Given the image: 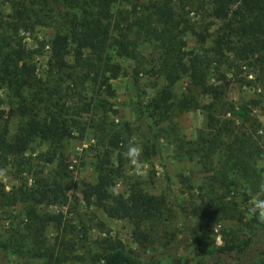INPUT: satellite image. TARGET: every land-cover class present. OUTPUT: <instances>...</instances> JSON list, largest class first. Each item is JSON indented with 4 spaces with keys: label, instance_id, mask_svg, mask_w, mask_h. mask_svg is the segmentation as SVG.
I'll list each match as a JSON object with an SVG mask.
<instances>
[{
    "label": "trees",
    "instance_id": "trees-1",
    "mask_svg": "<svg viewBox=\"0 0 264 264\" xmlns=\"http://www.w3.org/2000/svg\"><path fill=\"white\" fill-rule=\"evenodd\" d=\"M196 3L206 6L210 15L223 21L221 30L212 38L214 46L210 50H186L187 32L201 47L209 34L197 32L183 17L190 12L184 15L177 12L171 0H12L10 12L0 16V89L5 90L13 105L10 113L19 117V125L12 136H8L6 127L0 130V169L10 157L22 156L36 140L47 144L43 160L50 164L61 153L64 141L72 137L73 130L79 129L82 137L85 125L76 115L87 106L78 105L73 111L69 102L73 94L63 85L84 82L90 79L89 74L95 73L99 86L109 92V79L120 75L119 66L112 63L114 54L133 63L137 87L143 75L161 76L165 81L166 85L145 106L154 120L171 123L173 116L184 112L204 113L207 133L202 132L197 141L177 142L180 154L189 159L196 156L203 171L211 173L203 196L206 200L194 204L191 213L211 224L243 223L245 212L235 198V187L230 189V184L223 186V183H230L233 176V180L240 179L249 192L255 193L264 182L255 166L256 161H264V128L258 130L253 125L257 120L246 105L235 112V106L230 104L224 113H217L224 109V92L221 87L209 84L207 77L213 56L219 63L232 58L240 66L264 73V0H208L207 4L196 0ZM37 28L52 29V38L48 42L33 38ZM31 38L35 47L28 44ZM146 43L156 55L141 53L140 46ZM46 47L47 70L40 75L34 57ZM71 54L72 64L68 61ZM183 78L188 79V91L177 97L172 87ZM194 89L211 101L201 103L194 96ZM226 113L237 115L241 124L226 118ZM98 131L102 135L101 149L95 156L97 177L95 184L86 186L88 199L94 198L109 218L128 221L133 233L142 235L145 225L165 216L166 198L147 194L137 184L129 187L127 196L112 194L110 188L128 162L123 156L128 139L120 130L99 127ZM171 132L177 135L174 127ZM218 154L220 161L215 168L213 156ZM62 186V175L55 171L46 179L35 180L32 187H20L13 194L0 190L3 206L21 204L23 213L15 234L0 243V264H9V254L15 251L45 260V264L83 260L66 254L67 244L50 245L42 238L46 226L55 223L59 227L63 218L61 214L39 213L38 207L62 203ZM223 236L222 247L205 251L197 231L192 230V243L200 264H218L223 259L250 264L264 250V223L251 228L246 239L232 232L223 231ZM93 261L143 264L124 249L120 240L111 238L102 240ZM172 264L183 263L174 260Z\"/></svg>",
    "mask_w": 264,
    "mask_h": 264
},
{
    "label": "rangeland",
    "instance_id": "rangeland-1",
    "mask_svg": "<svg viewBox=\"0 0 264 264\" xmlns=\"http://www.w3.org/2000/svg\"><path fill=\"white\" fill-rule=\"evenodd\" d=\"M11 1L0 0V16H6L10 12ZM171 2L182 15L190 12L183 17L197 32L207 31L209 34L206 43L201 47L196 38L187 32L186 50L212 49L214 46L212 38L221 30L222 19H215L206 10V6H198L196 0ZM207 2L208 0H204V3ZM52 36L53 30L50 28H37L33 34V38L45 42ZM33 38L27 40L31 47L36 45ZM140 51L145 56L156 55L152 46L147 43L140 46ZM72 55L68 58L70 64L73 63ZM211 55L213 56L212 52ZM47 59V47L41 55L34 57L40 75L47 70ZM218 60L217 57H211L207 77L209 84L221 87L224 92V109L217 113H224L230 104L235 106V112L239 111V106L246 105L251 108V115L257 120L253 125L261 130L264 128V73L261 74L251 67L240 66L232 58L225 63L224 61L219 63ZM112 63L119 66L120 75L109 79L108 84L111 87L109 92L99 86V79L95 78V73L89 74L90 79L84 82L63 85L73 94L69 99L70 105L74 106L73 111L78 105L87 106L76 115L85 125L82 137L79 135V129L73 130L72 137L64 141L61 153L50 164L43 160L47 144L34 141L22 156L10 157L0 169V173H3L0 175V190L13 194L20 187H32L35 180L46 179L55 171L62 175V203L41 205L38 211L61 214L63 218L59 227L51 223L44 229L42 238L46 244L62 242L67 244L66 254L83 258L80 261L76 259L63 264H98L93 260L100 252L101 242L105 238L120 240L124 249L143 264H172L174 260H179L183 264H200V258L192 243V230L197 231L201 248L205 251L223 246L225 241L223 231L237 233L242 239H246L251 228H256L261 222L247 214V206L254 193L249 192L240 179L233 180V176H229L230 183L225 182L223 186L230 184V189L235 187V198L245 212L243 223L223 221L211 224L191 213L194 204L198 205L206 200L203 196L207 177L211 173L203 171L196 156L189 159L186 155L180 154L177 142L182 139L197 141L202 132L207 133L204 113L199 110L184 112L173 116L171 123L168 120L164 122L154 120L145 106L166 85L163 78L143 75L138 79L137 87L131 61L113 54ZM108 75L109 73L106 74ZM172 91L177 97L186 94L188 79H181L172 87ZM194 96L204 104L211 101L209 97L195 89ZM0 99V130L6 127L8 136H12L19 125V117L10 113L14 107L3 89H0ZM226 118L233 119L236 125L241 124L237 115L226 113ZM99 127L123 131V136L128 139L127 147L133 144L142 149L140 162L143 165V175H136L134 165L128 161L124 164L121 177L114 180L110 192L114 195L127 196L129 187L137 184L147 194L163 195L166 198L165 216L158 222L145 225L142 235H135L128 221L109 218L103 209L96 205L94 198L88 199L86 186L95 184L97 177L95 156L98 148L101 149L102 135L101 131H98ZM173 127L177 135L171 132ZM103 143L105 147L108 146L106 139ZM113 161L115 162V159ZM219 161L220 155H214L215 168ZM255 166L264 178V161H256ZM22 217L21 204L5 207L0 201V243L15 234L14 230L21 226ZM8 261L9 264L46 262L32 259L17 251L9 254ZM253 262L264 264V250L253 259ZM218 264L237 263L223 259Z\"/></svg>",
    "mask_w": 264,
    "mask_h": 264
},
{
    "label": "clouds",
    "instance_id": "clouds-1",
    "mask_svg": "<svg viewBox=\"0 0 264 264\" xmlns=\"http://www.w3.org/2000/svg\"><path fill=\"white\" fill-rule=\"evenodd\" d=\"M141 152L142 149L133 144H130L126 151L123 152L124 158L134 165L136 175H143V165L140 162ZM2 174L0 173V175ZM247 214L255 217L259 222L264 223V183L258 186L257 191L252 196L247 206Z\"/></svg>",
    "mask_w": 264,
    "mask_h": 264
}]
</instances>
